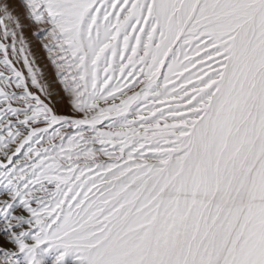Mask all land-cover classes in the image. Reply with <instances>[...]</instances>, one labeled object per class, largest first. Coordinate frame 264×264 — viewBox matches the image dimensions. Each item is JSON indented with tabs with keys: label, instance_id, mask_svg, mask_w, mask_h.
Masks as SVG:
<instances>
[{
	"label": "snow or ice",
	"instance_id": "obj_1",
	"mask_svg": "<svg viewBox=\"0 0 264 264\" xmlns=\"http://www.w3.org/2000/svg\"><path fill=\"white\" fill-rule=\"evenodd\" d=\"M0 196V264H264V0H0Z\"/></svg>",
	"mask_w": 264,
	"mask_h": 264
},
{
	"label": "rangeland",
	"instance_id": "obj_2",
	"mask_svg": "<svg viewBox=\"0 0 264 264\" xmlns=\"http://www.w3.org/2000/svg\"><path fill=\"white\" fill-rule=\"evenodd\" d=\"M21 3V0H13L14 5H19ZM17 11L19 9L17 8ZM23 22V21H22ZM28 35V33H26ZM33 56L31 57L34 59L35 64L34 67L41 70L43 73V79L41 81L42 84H44L46 87L50 86V91L52 92V102L56 104L59 102L60 97L63 95L60 91V85L58 82V77L55 68L50 64V62L47 59V54L41 50L35 42H33L32 47ZM18 67H22V65H17ZM61 111H63V108H60ZM6 197L0 196V199H5ZM17 215L21 214L20 210H17ZM53 254H48L44 257L45 264H53L52 259ZM70 264V260H69Z\"/></svg>",
	"mask_w": 264,
	"mask_h": 264
}]
</instances>
